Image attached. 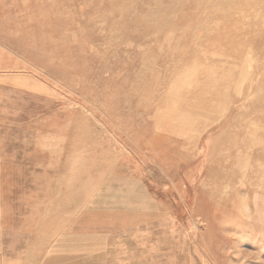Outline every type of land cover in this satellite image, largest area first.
I'll return each mask as SVG.
<instances>
[{"label":"rangeland","instance_id":"374dc122","mask_svg":"<svg viewBox=\"0 0 264 264\" xmlns=\"http://www.w3.org/2000/svg\"><path fill=\"white\" fill-rule=\"evenodd\" d=\"M0 67L41 231L167 214L264 264V0H0Z\"/></svg>","mask_w":264,"mask_h":264},{"label":"crops","instance_id":"0c3cea01","mask_svg":"<svg viewBox=\"0 0 264 264\" xmlns=\"http://www.w3.org/2000/svg\"><path fill=\"white\" fill-rule=\"evenodd\" d=\"M17 73L0 67V92ZM4 114L0 100V264H198L183 248L178 219L167 214L100 219L92 230L41 231L38 200L23 194L22 134L4 132Z\"/></svg>","mask_w":264,"mask_h":264},{"label":"bare ground","instance_id":"6f19581e","mask_svg":"<svg viewBox=\"0 0 264 264\" xmlns=\"http://www.w3.org/2000/svg\"><path fill=\"white\" fill-rule=\"evenodd\" d=\"M231 78V77H230ZM244 83V82H243ZM239 88V87H238ZM164 115V114H163ZM227 115V114H226ZM204 116V115H203ZM208 117V116H207ZM193 118V117H192ZM196 120V119H195ZM247 210H248V208H247ZM249 213V212H248Z\"/></svg>","mask_w":264,"mask_h":264}]
</instances>
